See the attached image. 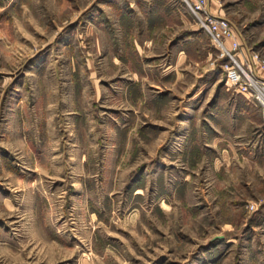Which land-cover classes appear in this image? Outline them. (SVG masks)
<instances>
[{
	"label": "rangeland",
	"instance_id": "obj_1",
	"mask_svg": "<svg viewBox=\"0 0 264 264\" xmlns=\"http://www.w3.org/2000/svg\"><path fill=\"white\" fill-rule=\"evenodd\" d=\"M212 3L264 58V0ZM200 19L0 0V264H264V121Z\"/></svg>",
	"mask_w": 264,
	"mask_h": 264
},
{
	"label": "built area",
	"instance_id": "obj_2",
	"mask_svg": "<svg viewBox=\"0 0 264 264\" xmlns=\"http://www.w3.org/2000/svg\"><path fill=\"white\" fill-rule=\"evenodd\" d=\"M191 11L201 16L205 31L218 49L226 82L260 108L264 121V58L246 47L232 21L214 13L208 0H185ZM215 62V59L212 63Z\"/></svg>",
	"mask_w": 264,
	"mask_h": 264
},
{
	"label": "crops",
	"instance_id": "obj_3",
	"mask_svg": "<svg viewBox=\"0 0 264 264\" xmlns=\"http://www.w3.org/2000/svg\"><path fill=\"white\" fill-rule=\"evenodd\" d=\"M208 3H209V6L211 7L212 11L215 12L216 10H215L214 6L212 5L213 4L212 0H208Z\"/></svg>",
	"mask_w": 264,
	"mask_h": 264
}]
</instances>
